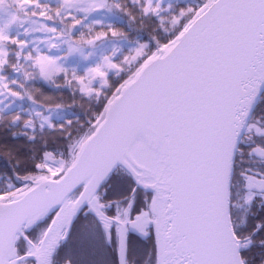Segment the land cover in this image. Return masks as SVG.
Here are the masks:
<instances>
[{"label": "snow or ice", "instance_id": "obj_1", "mask_svg": "<svg viewBox=\"0 0 264 264\" xmlns=\"http://www.w3.org/2000/svg\"><path fill=\"white\" fill-rule=\"evenodd\" d=\"M0 264H264V0H0Z\"/></svg>", "mask_w": 264, "mask_h": 264}]
</instances>
